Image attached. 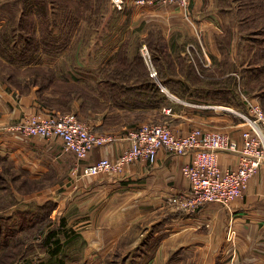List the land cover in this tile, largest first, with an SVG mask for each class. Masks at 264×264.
Listing matches in <instances>:
<instances>
[{"label":"crops","instance_id":"crops-1","mask_svg":"<svg viewBox=\"0 0 264 264\" xmlns=\"http://www.w3.org/2000/svg\"><path fill=\"white\" fill-rule=\"evenodd\" d=\"M151 2L126 0V16L123 14L119 27L127 19L128 32H142L141 39L147 37L150 29L159 30L165 37L167 56H153L159 62L154 80L159 93L153 95L150 80L132 86L101 80L102 93L113 95L101 98L116 112H88L82 119L73 114L93 133L110 137L113 142L95 148L79 162L64 151L59 139L21 138L10 127L24 115L50 109L43 110L30 97L14 102L5 93L3 97L10 109L5 111L0 126V161L6 156L21 177L59 181L49 190H66L56 202V212L61 205L64 207L58 218L62 231L67 227L71 230L69 243L76 236L86 238L87 251L109 253L118 248L130 255L136 253L134 259L142 264H264V167L248 181L242 196L227 207L210 203L194 210L182 208L190 198V186L182 174V168L190 162L189 156H173L161 150L155 164L127 166L120 176L79 178L72 174L77 166L117 159L130 145L128 133L147 124L168 126L175 135L194 129L223 132L240 144L243 123L225 108L234 112L245 109L233 95L230 75L195 74L185 64L190 36L197 39L195 43L198 41L202 51L199 55L205 60L222 56L223 40L219 34L223 35L227 27L220 18H226L225 14L233 10L226 5L228 0H189V20L174 5ZM243 2L240 0L245 6ZM252 2L260 4L263 0H252L247 5ZM235 26L239 28L241 24ZM185 40H189L186 45ZM146 56L141 58L145 64ZM250 99L257 103V98ZM117 113L135 117L133 124L123 119L110 120L109 124V118ZM236 162L232 155L218 156L223 170L235 167ZM70 174L74 178L70 179ZM38 198L35 196L41 200ZM230 230L234 232L231 242Z\"/></svg>","mask_w":264,"mask_h":264},{"label":"rangeland","instance_id":"rangeland-1","mask_svg":"<svg viewBox=\"0 0 264 264\" xmlns=\"http://www.w3.org/2000/svg\"><path fill=\"white\" fill-rule=\"evenodd\" d=\"M122 1L118 10L112 0H0V124L10 109L5 93L14 102L30 97L53 114L72 113L82 119L88 112H116L101 98L113 96L102 93L101 80L132 86L149 80L151 68L159 73L158 58L153 56H167L165 37L150 29L141 39L142 32H128L127 19L121 29L123 14L126 16V0ZM251 1L244 0L242 6L240 0H228L226 5L233 10L220 18L227 27L219 34L222 56L205 60L199 55L202 51L197 39L190 36V42L185 40V45L189 42L185 64L195 74H229L242 110L243 97L257 98L264 112V0L247 5ZM143 55H147L146 64ZM121 119L133 124L135 117L117 113L109 118V124ZM4 158L0 161V264H142L134 259L136 253L130 255L118 248L109 253L87 251L86 238L80 236L69 243L71 230L59 228V213L64 207L56 212V202L66 190H49L58 180L21 177ZM16 220L22 223V231ZM51 231L61 244L56 258L43 245L44 234Z\"/></svg>","mask_w":264,"mask_h":264},{"label":"built area","instance_id":"built-area-1","mask_svg":"<svg viewBox=\"0 0 264 264\" xmlns=\"http://www.w3.org/2000/svg\"><path fill=\"white\" fill-rule=\"evenodd\" d=\"M151 1L174 5L189 20V0ZM112 2L116 9L121 10L122 0ZM149 71L150 77L156 79V71L152 68ZM243 101L245 110L242 112L225 108L243 123L245 130L240 135V144L223 132L194 129L185 135H175L165 125L147 124L128 133L130 145L117 159H102L81 168L77 166L72 174H78L79 178L105 174L120 176L127 166L140 162L155 164L159 151L164 150L173 156L190 157L189 164L182 168V174L190 186V198L182 204V208L194 210L210 203L227 207L230 202L242 196L248 181L264 167V112L258 103L244 97ZM10 130L26 139H59L64 151L73 154L79 162L85 160L95 148L113 142L110 137L93 133L73 114L41 112L24 115ZM221 153L234 156L237 159L236 166L221 169L218 163ZM233 234L231 230L228 232L229 242Z\"/></svg>","mask_w":264,"mask_h":264},{"label":"trees","instance_id":"trees-1","mask_svg":"<svg viewBox=\"0 0 264 264\" xmlns=\"http://www.w3.org/2000/svg\"><path fill=\"white\" fill-rule=\"evenodd\" d=\"M149 80H150V86H151L153 95L158 94L159 90H158L157 86L154 84V79L149 76ZM42 109L45 110L48 108L42 107ZM45 112H46V110H45ZM49 113H52V112H49ZM23 218H25L24 215H23ZM16 221L18 222V225H19V231H22L23 230L22 223L19 220H16ZM59 228H60V231H62V223L59 224ZM44 236L45 237L43 239V245L45 246V248H47V250L49 252H51L52 257H54V258L58 257L60 249H61V246H60L61 244H59V242H58L59 240L55 238L56 233L51 231L49 233L44 234Z\"/></svg>","mask_w":264,"mask_h":264}]
</instances>
